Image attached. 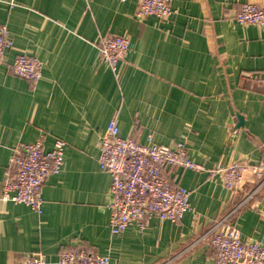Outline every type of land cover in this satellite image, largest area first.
I'll list each match as a JSON object with an SVG mask.
<instances>
[{
	"label": "crops",
	"instance_id": "crops-1",
	"mask_svg": "<svg viewBox=\"0 0 264 264\" xmlns=\"http://www.w3.org/2000/svg\"><path fill=\"white\" fill-rule=\"evenodd\" d=\"M246 2L264 4L172 0L174 14L161 23L139 21L135 0H0V27L13 42L0 64V264L39 252L57 264L59 253L77 245L108 254L111 264H213L210 237L224 222L264 246L263 178L248 179L235 195L219 174L178 169L193 212L114 236L112 181L98 161L116 119L124 139L185 142L205 169L264 162V79H247L264 77V27L235 21ZM116 35L130 38L118 77L100 58L102 40ZM23 53L42 64L37 84L8 69ZM41 135L45 152L57 138L67 146L61 172L41 189L39 214L2 193L13 149Z\"/></svg>",
	"mask_w": 264,
	"mask_h": 264
},
{
	"label": "built area",
	"instance_id": "built-area-1",
	"mask_svg": "<svg viewBox=\"0 0 264 264\" xmlns=\"http://www.w3.org/2000/svg\"><path fill=\"white\" fill-rule=\"evenodd\" d=\"M125 2L128 0H119ZM135 17L145 20L156 17L166 22L174 14L172 0H135ZM235 21L242 26L264 27V4L246 2L241 5ZM13 46L6 26L0 27V64L5 62L6 52ZM130 38L116 35L102 40L100 58L119 76V64L126 63ZM9 71L32 84L41 78V62L23 53L8 64ZM43 137L34 143L16 147L12 151L3 182L2 199L14 204H23L37 213L44 203L41 189L50 175L61 172L66 141L55 139L49 152L43 149ZM99 166L111 177L112 197L110 230L112 235H121L130 225L144 230L152 219L178 223L184 215L193 212L191 192L183 187L177 170L206 172L210 177L219 174L223 186L239 195L246 188L248 179L263 178L264 162L251 165L239 161L228 167L205 169L188 156L185 142L172 146L157 145L150 141L141 144L132 138L120 136L118 122L112 119L100 143ZM255 194V193H253ZM252 194V195H253ZM251 195V196H252ZM250 196V197H251ZM236 212V210H234ZM225 222L212 231L210 244L214 253L213 264H264V246L252 239H242L240 232ZM167 261L163 264H171ZM17 264H48L43 253L23 257ZM57 264H111L110 256L80 245L59 253Z\"/></svg>",
	"mask_w": 264,
	"mask_h": 264
},
{
	"label": "water",
	"instance_id": "water-1",
	"mask_svg": "<svg viewBox=\"0 0 264 264\" xmlns=\"http://www.w3.org/2000/svg\"><path fill=\"white\" fill-rule=\"evenodd\" d=\"M248 78H251L252 81H257L259 78L260 79H264V77L262 75H258V74L248 75ZM256 83H258V82H256ZM238 121H239V126H243L244 125L243 117L239 116L238 117Z\"/></svg>",
	"mask_w": 264,
	"mask_h": 264
},
{
	"label": "rangeland",
	"instance_id": "rangeland-1",
	"mask_svg": "<svg viewBox=\"0 0 264 264\" xmlns=\"http://www.w3.org/2000/svg\"><path fill=\"white\" fill-rule=\"evenodd\" d=\"M251 75H254V74H251ZM258 75H259V74H258ZM247 79L249 80V82H250V81H252V79H251V78H248V77H247ZM260 188H261V187H260ZM260 188H259V189H260Z\"/></svg>",
	"mask_w": 264,
	"mask_h": 264
},
{
	"label": "trees",
	"instance_id": "trees-1",
	"mask_svg": "<svg viewBox=\"0 0 264 264\" xmlns=\"http://www.w3.org/2000/svg\"><path fill=\"white\" fill-rule=\"evenodd\" d=\"M11 49H12V48H11ZM11 49H10V50H11ZM10 50H8V51H10ZM8 51H7V52H8ZM7 52H6V53H7ZM16 57H17V56H16ZM16 57H15V58H16ZM13 61H14V60H13ZM13 61H12V62H13ZM182 171H183V170H182Z\"/></svg>",
	"mask_w": 264,
	"mask_h": 264
}]
</instances>
